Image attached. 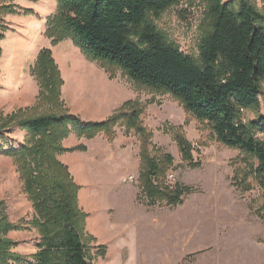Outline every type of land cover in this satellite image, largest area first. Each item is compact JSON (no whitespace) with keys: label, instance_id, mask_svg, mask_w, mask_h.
<instances>
[{"label":"rangeland","instance_id":"obj_1","mask_svg":"<svg viewBox=\"0 0 264 264\" xmlns=\"http://www.w3.org/2000/svg\"><path fill=\"white\" fill-rule=\"evenodd\" d=\"M210 1L178 0L154 22L171 43L198 57L209 26ZM229 1L238 5V0H224ZM252 2L264 8V0ZM57 12V0H24L21 4L0 0V115L23 110L37 117L55 112L43 101L48 92L41 90L33 72L40 52L50 49L64 82L60 99L65 110L84 122L100 123L125 103L139 101L145 107L141 119L152 133V154L173 159L162 185L172 189L179 184L194 190L181 204L150 206L139 185L141 140L134 131L117 126L112 142L103 135L86 141L72 133L69 148L86 145L90 150L82 157L74 152L65 156L77 161V179L76 169L68 168L77 185L80 180L83 184L80 207L89 214L86 236L94 238L85 240L91 264H264L263 191L255 177L245 180L243 173L256 160L221 144L207 123L187 114L171 95L137 86L120 69L102 67L72 40L52 46L47 22ZM261 119L264 84L260 108L242 112L244 124ZM179 127L191 146L187 158L176 138ZM17 130L0 136L6 149L23 145L25 132ZM257 138L264 141V132ZM101 170L108 175H98ZM2 215L15 228L8 233L16 243L13 252L25 257L36 254L40 236L30 229L36 217L32 202L23 191L13 159L0 155Z\"/></svg>","mask_w":264,"mask_h":264},{"label":"trees","instance_id":"obj_2","mask_svg":"<svg viewBox=\"0 0 264 264\" xmlns=\"http://www.w3.org/2000/svg\"><path fill=\"white\" fill-rule=\"evenodd\" d=\"M12 1V0H10ZM58 12L48 19L47 35L52 46L72 40L90 60L105 68L123 71L137 86L171 95L187 114L207 123L224 146L246 153L256 163L244 170L245 180L253 176L263 191L264 212V120L244 124L242 112L259 109L264 84V8L252 0H211L207 12L208 30L199 55L185 54L156 26L159 18L178 0H57ZM14 13L9 6H2ZM1 54V51H0ZM34 74L43 101L55 112L37 117L19 110L0 115V136L17 128L25 132L22 146L7 149L0 143V155L13 159L32 202L35 219L30 223L40 236L38 252L30 257L13 252L16 243L8 238L14 226L0 217V264H91L86 236V214L79 203V186L59 157L68 152L87 151L85 146L66 149L72 133L93 140L103 135L115 140L117 126L141 140L139 185L150 206L178 205L194 190L177 184L162 185L173 165L170 155L154 156L152 133L141 119L139 101L125 103L108 120L84 122L64 109V84L50 49L40 52ZM43 96V95H42ZM181 151L189 157L190 144L182 128L177 131ZM192 160V159H191ZM199 167V165H195ZM247 168V167H246ZM249 189V186L244 188ZM260 211V212H261ZM264 218V214L261 215ZM29 224V222H28ZM31 260V262H30Z\"/></svg>","mask_w":264,"mask_h":264},{"label":"crops","instance_id":"obj_3","mask_svg":"<svg viewBox=\"0 0 264 264\" xmlns=\"http://www.w3.org/2000/svg\"><path fill=\"white\" fill-rule=\"evenodd\" d=\"M22 1H24V0H18V2H19V4H21V2ZM23 5V4H22ZM24 6V5H23ZM120 104V103H119ZM117 108V107H116ZM115 108V109H116ZM114 109V110H115ZM112 112H113V109L109 112V116L112 114ZM71 140V136L65 141V148L66 149H68L69 148V146H68V144H69V142H71L70 141ZM85 140V139H84ZM86 141H89V140H86ZM92 141V140H91ZM68 143V144H67ZM79 146H83V145H79ZM86 148H88L86 145H84ZM69 149H71V148H69ZM87 151L89 152L90 150L89 149H87ZM87 151H85V152H83V151H76V152H74V154H76V156H80V157H82V155H84V153H86ZM67 154H71V153H64V154H62L60 157H59V159H61L62 160V162L66 165V166H68V167H70L71 168V171L72 170H75L74 172H73V174H74V176L76 177V171H77V167H76V163H77V161H72V160H66V156L65 155H67ZM73 154V153H72ZM77 154H79V155H77ZM90 156H93V153H91L90 154ZM85 158V157H84ZM88 162H90L89 164L91 165V161L90 160H88ZM88 164V163H87ZM88 164V165H89ZM89 165V166H90ZM116 166V165H115ZM118 166V165H117ZM123 168H128V167H126V166H123V165H121ZM91 167V166H90ZM114 172V171H113ZM93 174V173H92ZM98 175H103V176H106V175H108V171H106V170H101V173H99ZM97 175V176H98ZM134 177V176H133ZM76 179H77V177H76ZM96 179H97V177H96ZM78 181V180H77ZM79 186H80V196H79V198H80V204H81V200H82V186H83V184H82V180H80L79 181ZM81 208V207H80ZM85 212V211H84ZM86 213V212H85ZM86 226H87V220H88V218H89V214L88 213H86ZM88 225H89V220H88ZM86 232H87V227H86Z\"/></svg>","mask_w":264,"mask_h":264},{"label":"built area","instance_id":"obj_4","mask_svg":"<svg viewBox=\"0 0 264 264\" xmlns=\"http://www.w3.org/2000/svg\"><path fill=\"white\" fill-rule=\"evenodd\" d=\"M173 178V176H171ZM131 180L133 181V178H131Z\"/></svg>","mask_w":264,"mask_h":264}]
</instances>
